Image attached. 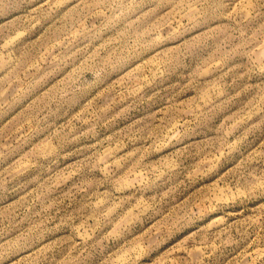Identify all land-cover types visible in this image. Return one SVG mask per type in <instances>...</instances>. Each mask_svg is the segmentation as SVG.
<instances>
[{
  "label": "rangeland",
  "instance_id": "obj_1",
  "mask_svg": "<svg viewBox=\"0 0 264 264\" xmlns=\"http://www.w3.org/2000/svg\"><path fill=\"white\" fill-rule=\"evenodd\" d=\"M0 264H264V0H0Z\"/></svg>",
  "mask_w": 264,
  "mask_h": 264
}]
</instances>
